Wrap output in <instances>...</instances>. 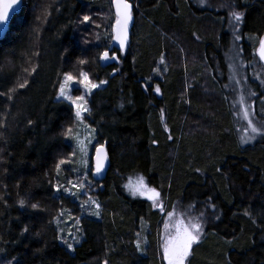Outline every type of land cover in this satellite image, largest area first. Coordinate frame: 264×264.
<instances>
[{
  "label": "trees",
  "instance_id": "obj_1",
  "mask_svg": "<svg viewBox=\"0 0 264 264\" xmlns=\"http://www.w3.org/2000/svg\"><path fill=\"white\" fill-rule=\"evenodd\" d=\"M17 1L0 39V264H163L160 230L176 203L185 217L205 212L186 264H264V140L239 143L220 86L231 43L226 13L193 0H128L134 21L121 53L110 49L112 0ZM223 1L244 12L238 43L250 64L264 35V0ZM108 48L119 62L103 67ZM80 71L105 81L84 120L106 143L109 166L74 196L63 189L74 176L67 163L76 149L66 135L77 119L56 95L63 74ZM250 84L263 119L262 87ZM137 175L161 193L164 213L127 192ZM72 196L99 209L76 215ZM70 206L78 235L71 251L57 239L71 243L58 223Z\"/></svg>",
  "mask_w": 264,
  "mask_h": 264
},
{
  "label": "rangeland",
  "instance_id": "obj_2",
  "mask_svg": "<svg viewBox=\"0 0 264 264\" xmlns=\"http://www.w3.org/2000/svg\"><path fill=\"white\" fill-rule=\"evenodd\" d=\"M193 1H195L198 5H201V6L208 5L213 10L221 9L222 12L226 13L223 20L225 19L224 26H225V30L229 32L231 43H230V48L228 49L227 52H225V60H226L225 71L223 73L218 71V77L220 79H222V77L225 76V79L223 80V82H221L220 86H221V89L224 90L227 96L228 105H229L230 111L233 116L234 129H235L237 138L239 140V143L243 146H247L249 144L254 143L255 141L264 140V135H257L256 138L252 140L251 142H248V143L242 142V138L246 137L247 135V133L245 132V129L247 128V120L244 119L243 109L240 103V97L243 96L244 103L247 106V110L251 113V118L253 119V121L254 122L264 121L263 117H262L263 119H259V116L256 114L254 110L255 109L254 100L257 95V92L254 90L253 86L250 84L251 81L258 82L259 85L262 87V91L264 93V60H261L260 54H259L260 39L264 37V35L258 38V45H257V48L255 49L256 59L250 64L246 63L243 60L244 58L242 57V53H243L242 48L241 46L239 47L238 41L240 40L235 41L233 39L232 31L229 26L230 12L235 10L233 6L223 0H204L203 3H199L198 0H193ZM6 2L7 0H0V5H3ZM17 6H18V1L15 5H13V9H15ZM13 9L8 10L9 16L13 12ZM240 26H239V30H240ZM252 40L254 41V37H252ZM110 54L112 55L111 52L109 53V55ZM109 61L110 63L117 62L114 60H109ZM80 72L72 73L75 78V81L79 80ZM62 79H63V76L61 77V80ZM90 80L98 85V87L94 89L93 91L99 90L105 84V83L100 84L99 83L100 81H94L91 78ZM75 81L72 84H70L68 88H66V95H70L73 98L75 96L85 94L82 86H80ZM237 81H239V83H237ZM90 94L85 95V102H86L88 111L82 113L81 119L76 121V124L73 126L71 131L67 132V135H66L70 138V141L74 142L75 149H76V152L70 155L68 159L70 161L67 163V165L71 166L72 169L74 170V172L71 171L74 176L73 178H70L68 181H65L68 184L67 188L69 189V192H66V194H69L70 192L72 193L78 192V194L87 193L85 190V185L88 184L89 176L93 172V156L95 154L96 147L103 143V141L98 139L97 131L94 128L90 127L88 124H86L84 120L85 115H87L89 112L88 105H89ZM56 96L59 100L71 106L69 101L64 100V98L62 97H59L58 90H57ZM259 102L262 103V99H259ZM85 177H86V181H85ZM69 181H71L72 183L70 184ZM81 182L84 183V187L81 189H77L72 186L73 184H77ZM125 187H126L127 192L132 197L143 198V199H148V196L151 194L149 190L152 189V187H150L147 184L146 180L141 175L129 177L128 180L126 181ZM157 192L159 191L157 190ZM72 199L75 200L74 203H76V206L81 209V211L78 212L76 215H81L84 212L95 211L96 209L95 207H92L91 204L88 203L89 198L86 200H78L76 197L72 196ZM157 199H160L161 205H163V210H161L159 205L154 206L152 200H149V199L148 200L151 202L152 206L155 209H158L161 213H164L165 204L162 201L161 197H157ZM81 205H84V206L81 207ZM73 207L74 206H70L67 210L63 211L60 214L61 216L58 217V223L60 222V226H62L65 229L64 231L65 234L68 236V239L70 240V242L74 245L76 241H78V235H76L77 228L74 222L72 221L73 214L71 213H74V210L72 212ZM168 213H172V216L170 217ZM168 213H166L163 218V223H162L161 230H160L159 251L161 255L160 259L163 264H166V261L163 259V244L165 243L167 231L169 229L174 230V225L177 220L183 223H186L188 220L193 218V217H185L177 203L174 204L172 210L169 211ZM166 224H167V227H166ZM73 237H75L76 239L73 240Z\"/></svg>",
  "mask_w": 264,
  "mask_h": 264
},
{
  "label": "snow or ice",
  "instance_id": "obj_3",
  "mask_svg": "<svg viewBox=\"0 0 264 264\" xmlns=\"http://www.w3.org/2000/svg\"><path fill=\"white\" fill-rule=\"evenodd\" d=\"M199 3H203L204 0H198ZM17 3V0H7L6 3L3 5H0V31H6L7 25L5 21L8 19L9 16V9H13V5ZM112 3L115 7V24L113 27L114 36L112 39L116 40L119 43V51L123 53L125 42L127 40V29L129 21L132 20V11L133 6L128 2V0H112ZM15 11V9H13ZM44 16H47V10L45 9ZM244 12L241 11H231L229 15V26L232 31V36L235 41H238L241 39L240 33H239V26L243 20ZM39 19V18H38ZM90 17L85 15L83 17V21L87 22L89 21ZM260 58L261 60H264V37L260 39ZM99 59L101 61H107V60H114L119 62V57L117 56L116 52H113L112 55H109V51H104L100 54ZM80 64H84V60L79 61ZM35 71V68L33 69ZM79 80L75 81V78L71 72H65L63 74V79L59 82V88H58V95L59 97L64 98V100L69 101L72 108L75 112V117L77 120H80L82 117V113L88 111L86 102H85V95L90 94L93 92L94 89L98 87V85L90 80V77L87 72L81 71L79 73ZM78 83L80 86H82L84 93L82 95L75 96L74 98L70 95H66V88L73 82ZM28 83L27 80H25L23 83H20L18 85L19 88H24L25 85ZM100 84H104L105 81H100ZM239 83V81H237ZM10 91H15V89H10ZM154 91L159 94L160 89L159 87H156ZM0 95H5V93L0 92ZM8 100H12V95L7 96ZM240 103L241 107L243 109V116L244 119L247 120V128L245 129V132L247 133L246 137L242 138L243 143L251 142L256 138L257 135H264V121L261 122H254L251 118V113L247 110V106L244 103V97H240ZM29 124H31V121H29ZM3 121H0V128L5 127ZM250 130V131H249ZM71 131V129H69ZM172 137L170 136L169 139ZM155 143V141H153ZM83 150V149H81ZM107 159V156L105 154V149L103 145L96 147V154L94 157L95 164H94V174H99L102 169L104 168V162ZM66 163V161L61 160L60 163L56 165L57 169L60 168V165ZM217 172H220L221 169L219 167L216 168ZM86 181V177H85ZM71 184L72 182L69 181ZM74 188L81 189L84 187V183H77L72 185ZM56 188V191L59 192L61 190V185L54 186ZM65 192H69L68 188L63 189ZM143 191V189H142ZM150 195L148 196L149 200L153 201L154 206L159 205L161 210H163V205H161L160 199H157V197L161 196V193L157 192L155 188H152L149 190ZM71 195H77V193L73 192L70 193ZM19 205L21 207H24L26 204L25 199H20L18 201ZM89 204L94 205L96 209H99V204L89 198L88 201ZM84 205H81L83 207ZM206 208L212 209V214H215L216 206L214 203H212V198L209 197L208 201L205 202ZM32 209H38L39 205L38 203H32L31 204ZM97 214V213H92ZM249 213H245V215H248ZM168 215L171 217L172 213H168ZM205 218V212H201L199 217H193L192 219L188 220L186 223H183L179 220L175 222L174 230L169 229L166 233L165 243L163 244V259L166 261V264H185L188 257L191 255V252L193 250V245L197 244L199 240L201 239V235L203 233V224L201 223L202 220ZM255 223V221H254ZM167 227V224H166ZM28 228L25 227L23 229V232H27ZM22 232V234H23ZM57 239H61L66 245L67 249L69 251L73 250V244L68 243L67 240H64L63 237L58 236ZM76 238L73 237V240ZM78 242V241H76ZM140 249L139 243H137V250ZM9 264H11V261H9ZM107 264V262H105Z\"/></svg>",
  "mask_w": 264,
  "mask_h": 264
},
{
  "label": "water",
  "instance_id": "obj_4",
  "mask_svg": "<svg viewBox=\"0 0 264 264\" xmlns=\"http://www.w3.org/2000/svg\"><path fill=\"white\" fill-rule=\"evenodd\" d=\"M128 2H129V1H128ZM129 3H130V2H129ZM130 4H131V3H130ZM131 5H132V4H131ZM112 6H113L114 14H115V7H114L113 3H112ZM132 17H133L132 20L129 21V24H128V29H127V40H126V42H125V47L127 46V43H128V41H129L130 31H131V27H132V25H133V21H134L133 12H132ZM5 23H6V25L8 26V21H7V20L5 21ZM114 24H115V21H114L113 26H112V33H113V36H114V31H113ZM7 28H8V27H7ZM6 32H7V29H6V31H0V39H2V38L5 36ZM112 47H115V48L119 49V43H118L116 40H114V39H112L110 49H111ZM125 47H124V48H125ZM110 49H108L107 51H110ZM105 51H106V50H105ZM100 63H101V66L105 67V66H107V65L110 63V61H109V60H107V61H101V60H100ZM100 145H103V146H104L105 154H106V156H107V159H106L105 162H104V168L102 169V171H101L99 174H94V171H95V170H94V164H95L94 157H95V154H96V150H95V154H94V156H93V172H92V177H93L95 180H102V179L104 178V176H105V174H106V172H107V170H108V166H109V156H108V152H107V146H106V143H102V144H100ZM100 145H98V146H100Z\"/></svg>",
  "mask_w": 264,
  "mask_h": 264
},
{
  "label": "bare ground",
  "instance_id": "obj_5",
  "mask_svg": "<svg viewBox=\"0 0 264 264\" xmlns=\"http://www.w3.org/2000/svg\"><path fill=\"white\" fill-rule=\"evenodd\" d=\"M109 49V48H108ZM104 52V51H103ZM110 52V51H109ZM112 52V51H111ZM113 53V52H112ZM111 55V54H110Z\"/></svg>",
  "mask_w": 264,
  "mask_h": 264
}]
</instances>
